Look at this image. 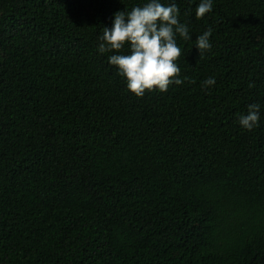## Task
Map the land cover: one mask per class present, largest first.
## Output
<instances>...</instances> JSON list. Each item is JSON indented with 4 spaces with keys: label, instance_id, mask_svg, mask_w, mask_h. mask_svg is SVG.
<instances>
[{
    "label": "trees",
    "instance_id": "1",
    "mask_svg": "<svg viewBox=\"0 0 264 264\" xmlns=\"http://www.w3.org/2000/svg\"><path fill=\"white\" fill-rule=\"evenodd\" d=\"M146 2L0 0V264H264V0H161L189 80L137 97L98 46Z\"/></svg>",
    "mask_w": 264,
    "mask_h": 264
},
{
    "label": "clouds",
    "instance_id": "2",
    "mask_svg": "<svg viewBox=\"0 0 264 264\" xmlns=\"http://www.w3.org/2000/svg\"><path fill=\"white\" fill-rule=\"evenodd\" d=\"M212 0H200L195 9L196 17L202 18L212 11ZM179 8L175 3L165 5L161 0H148L130 11H118L114 14L111 28H103L99 36L98 52L116 53L108 56V62L125 79L127 90L137 96L145 92L158 90L167 92L173 84L181 85L188 77L180 78V68L177 64L181 56V48L177 37L192 40L189 28L178 19ZM211 27L196 37L194 47L199 58L211 50ZM127 47L128 52L122 50ZM194 83L195 81H190ZM214 77L207 78L202 87L215 85ZM249 88L254 84H249ZM260 105H248L247 114L240 115L239 124L251 131L258 126Z\"/></svg>",
    "mask_w": 264,
    "mask_h": 264
}]
</instances>
